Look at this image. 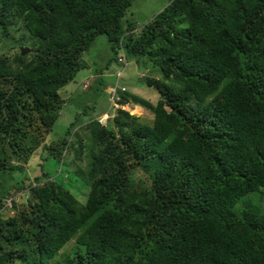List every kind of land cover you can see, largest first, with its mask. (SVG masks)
Listing matches in <instances>:
<instances>
[{
  "label": "trees",
  "instance_id": "obj_1",
  "mask_svg": "<svg viewBox=\"0 0 264 264\" xmlns=\"http://www.w3.org/2000/svg\"><path fill=\"white\" fill-rule=\"evenodd\" d=\"M132 1L0 0L3 36L18 19L33 42L0 54V209L29 191L0 216V264H264V0H170L140 29ZM99 34L116 61L124 51L159 67L160 78H144L159 99L119 90L114 115L79 137L92 97L60 140L49 136L60 89ZM101 75L87 91L105 89ZM39 146L37 171L12 164ZM51 156L59 171L42 164ZM67 183L88 189L84 203Z\"/></svg>",
  "mask_w": 264,
  "mask_h": 264
},
{
  "label": "rangeland",
  "instance_id": "obj_2",
  "mask_svg": "<svg viewBox=\"0 0 264 264\" xmlns=\"http://www.w3.org/2000/svg\"><path fill=\"white\" fill-rule=\"evenodd\" d=\"M170 2V0H133L132 4L130 6V11L128 12V17L132 18L136 23L135 29H140L141 25L145 22L151 20L156 14H158L165 6ZM21 20H15V22L11 25V28L9 29L8 35H4L1 32L0 29V54H14L18 51V42H23L24 44L20 45L27 46L30 49L33 48V42L32 39L29 36V33L25 31L21 27ZM22 36V38H21ZM12 41H18L17 44H12ZM82 60L86 63V67L81 69L77 75L76 78L67 83L65 86H63L60 89V93L62 97L64 98L63 102L65 103L63 105V108L61 110V113L59 115V119L57 121V124L54 126L53 130L49 134V136L60 138L64 134L66 128L71 123L72 120L75 118V112L78 110H82V106H89L92 107L93 101H91L92 97H94L95 102V111L94 113L89 114H82L79 116V120L77 125L74 128V131L78 133V136L81 137L83 134V130L85 129V126L89 123L90 119H97L104 124L107 121V117H111L110 115H106L107 110L109 108L108 103V94L107 92L110 91L111 95L109 97V102L111 103L113 100V96L117 94L114 92V89H109V84H118V85H125L127 87V92L136 94L139 97H142L143 99H146L150 101L151 103H155L157 99L159 98V92L156 90L155 87H151L145 84L144 78L149 76H154L155 78L161 77V71L159 67L154 65L152 62L147 61L145 59H140L139 64L137 63L135 58H129L128 57V63L125 65V62L127 59L124 57L123 52L119 54L118 62L115 60V53L112 49L111 43L107 40V37L105 34H99L95 38L93 44L83 51L81 53ZM107 61H111V64L108 69L104 68ZM124 64L121 65V64ZM122 70V75L120 76L118 73ZM116 71H118L116 73ZM102 76V85L106 84L105 89L100 90L101 88L98 87L97 94L92 93V91H87L89 89L90 81L92 80V77L96 74H100ZM145 73V76L141 77V75ZM117 74V77L115 76ZM127 108L132 110V114L138 116L140 120L145 121L147 123H151L153 119V114L150 111H147L146 109H142L140 106L134 105V103H129L127 105ZM115 108L114 110H116ZM90 113V112H89ZM112 116L114 113L112 112ZM81 125L78 131V126ZM60 140V139H59ZM46 141L42 143L41 146L45 144ZM58 142V141H54ZM41 146L36 148L33 152L34 154L31 156V160L29 162L23 163V162H13L12 164L16 165L18 164L24 169V172L27 174L30 173V171H37L39 167V161H40V150ZM63 155L67 158L69 156V160H73L74 150L63 148ZM43 155V153H42ZM67 160V159H66ZM75 163H78V160L75 161ZM45 168H48L49 170H58L60 168V162L53 158L52 156L45 159V163H42ZM21 174V172L15 171L13 174ZM50 176L48 179H52L54 176L52 172H50ZM132 178L133 180H144V175L142 171L139 169H135L132 172ZM67 177H64V180H67ZM80 181V180H79ZM78 185L85 186L82 181H80ZM66 185V184H65ZM68 185V183H67ZM2 183H0V190L2 187ZM77 186V187H79ZM70 189H73L72 191L78 198V200L82 203L86 201L88 189H84L82 187L79 191L74 189V186L68 185ZM75 190V191H74ZM82 190V191H81ZM24 195L25 198L29 196V191H16L14 194H12L11 198L4 199L5 205L1 207L0 209V216H11L14 214L15 209L13 207V202L16 199L20 198L21 194ZM14 200V201H13ZM17 202V201H16ZM72 241L66 245V249H69L72 245Z\"/></svg>",
  "mask_w": 264,
  "mask_h": 264
},
{
  "label": "clouds",
  "instance_id": "obj_3",
  "mask_svg": "<svg viewBox=\"0 0 264 264\" xmlns=\"http://www.w3.org/2000/svg\"><path fill=\"white\" fill-rule=\"evenodd\" d=\"M123 54H124V51H123ZM124 57H125V55H124ZM127 63H128V60L125 62V65H127ZM123 66H124V64H123ZM124 67H125V66H124ZM119 71H121V72H120V76H121V75H122V70H119ZM143 76H145V73H143V74L141 75V77H143ZM116 77H117V74H116ZM109 89H110V90H111V89H114L115 92L117 93V94H115V95L113 96V100H112L113 106H112L111 111L109 112V109H108V110H107V113H106V115H110V116L112 117V115H111L112 112L114 111L115 108L118 107L117 101L120 100V99H119V96H118L119 90L125 92V91H127V87H126L125 85L114 84V85H111V86L109 87ZM107 93H109V95H111L110 91H108ZM117 96H118V99L116 98ZM158 99H159V98H158ZM158 99H157V100H158ZM129 103H132V102L129 101L128 104H129ZM128 104H127V105H128ZM134 105H135V104H134ZM126 109L132 114V110L130 111V109H128L127 106H126ZM114 112H115V111H114ZM107 118H109V117H107Z\"/></svg>",
  "mask_w": 264,
  "mask_h": 264
},
{
  "label": "water",
  "instance_id": "obj_4",
  "mask_svg": "<svg viewBox=\"0 0 264 264\" xmlns=\"http://www.w3.org/2000/svg\"><path fill=\"white\" fill-rule=\"evenodd\" d=\"M20 51H21V54L24 55V54H26L27 52L30 51V48L27 47V46L21 47V50Z\"/></svg>",
  "mask_w": 264,
  "mask_h": 264
},
{
  "label": "built area",
  "instance_id": "obj_5",
  "mask_svg": "<svg viewBox=\"0 0 264 264\" xmlns=\"http://www.w3.org/2000/svg\"><path fill=\"white\" fill-rule=\"evenodd\" d=\"M119 75H120V72L118 73ZM112 90V89H111ZM114 92H115V90H114ZM117 99H118V96L116 97Z\"/></svg>",
  "mask_w": 264,
  "mask_h": 264
}]
</instances>
